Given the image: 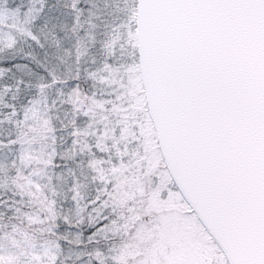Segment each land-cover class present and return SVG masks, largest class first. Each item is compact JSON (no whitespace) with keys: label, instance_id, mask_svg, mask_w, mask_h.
<instances>
[{"label":"trees","instance_id":"16d2710c","mask_svg":"<svg viewBox=\"0 0 264 264\" xmlns=\"http://www.w3.org/2000/svg\"><path fill=\"white\" fill-rule=\"evenodd\" d=\"M75 2L0 0V264H144L139 254L162 252L157 214L105 188L117 138L136 133L111 113H130L121 61L90 48Z\"/></svg>","mask_w":264,"mask_h":264},{"label":"water","instance_id":"95a60500","mask_svg":"<svg viewBox=\"0 0 264 264\" xmlns=\"http://www.w3.org/2000/svg\"><path fill=\"white\" fill-rule=\"evenodd\" d=\"M167 170L229 264H264V0H137Z\"/></svg>","mask_w":264,"mask_h":264},{"label":"rangeland","instance_id":"374dc122","mask_svg":"<svg viewBox=\"0 0 264 264\" xmlns=\"http://www.w3.org/2000/svg\"><path fill=\"white\" fill-rule=\"evenodd\" d=\"M75 3L82 4L86 12L79 28L88 35L90 48L98 42L106 46L109 56L121 61L119 66L115 63L121 68V80L116 86L119 89L121 82L127 86L124 98L130 113L121 107L111 113L122 120L120 125L126 134L132 130L136 136L119 135L110 152L117 165L107 168L116 180L109 181L104 173L103 179L105 188L112 187L110 198L124 202L130 199L132 192L138 196L140 205L142 201L148 211L159 218L161 226L155 246L158 236L162 252H144L139 254L143 256L140 258L147 257L144 264H228L173 185L158 147L141 85L136 40L137 0H76ZM116 37L119 40L114 44L112 40ZM97 109L103 113V108ZM122 179L126 180L124 184L120 183ZM112 181L116 183L113 185ZM149 187L152 189H147ZM147 250L151 252L149 247Z\"/></svg>","mask_w":264,"mask_h":264}]
</instances>
